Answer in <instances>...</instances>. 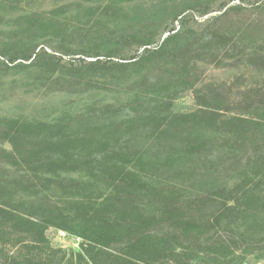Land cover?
<instances>
[{
    "label": "trees",
    "instance_id": "1",
    "mask_svg": "<svg viewBox=\"0 0 264 264\" xmlns=\"http://www.w3.org/2000/svg\"><path fill=\"white\" fill-rule=\"evenodd\" d=\"M209 1L73 0L18 12L21 0H0V19L8 13L12 23V50L2 55L13 69L31 70L35 87L68 85L80 73L68 76L54 54L36 52L43 38L73 35L61 20L67 12L87 20L134 3L119 39L147 46L157 30L144 31L197 5L206 14ZM173 31L158 49L112 65L117 82L135 86L120 102L67 104L42 118L0 116L1 232L46 244L50 227L64 230L82 239L89 264H245L258 249L264 264V100L232 101L196 73L198 60L220 61L225 33L193 32L198 50H189L191 37L179 41ZM90 38L101 51L88 53L97 59L84 68L106 69L100 57L115 55L118 38ZM186 92L195 105L182 110ZM161 225L171 230L157 232Z\"/></svg>",
    "mask_w": 264,
    "mask_h": 264
},
{
    "label": "rangeland",
    "instance_id": "2",
    "mask_svg": "<svg viewBox=\"0 0 264 264\" xmlns=\"http://www.w3.org/2000/svg\"><path fill=\"white\" fill-rule=\"evenodd\" d=\"M73 0H21L18 12L40 11L47 12ZM141 2V1H138ZM208 2V1H206ZM210 11L202 14L201 5L186 9L174 20H169L162 26H155L144 31L149 35L155 30L154 42L151 45L140 46L133 41L119 39L126 35L129 27L128 13L134 3L125 6L115 16L99 12L97 15L84 20L77 18L75 13L67 12L61 20L67 22L69 32L73 33L66 40L43 38L36 52L45 50L54 54L60 61L63 72L80 73L79 79L72 80L68 85H32L27 76L32 71L26 68L13 69L9 57L2 55L6 49L11 33L10 14L6 13L0 19V60L8 64H0V116L15 117H46L67 104L74 108L96 102H120L127 98L130 91L135 89L133 82H117L116 77L121 72L112 65L116 62L130 63L138 60L146 48L156 50L164 38L169 35V29L182 33L179 41L191 37L189 50H198L195 35L198 33L208 38L216 32L225 33L229 44L224 46L221 59L215 61L198 60L195 70L204 82L222 87L232 101L245 100L248 94L257 101L264 97V0H210ZM141 4V3H139ZM101 38H118L119 45L113 51L114 56H102L100 59L107 63L106 69L88 71L84 68L86 62L97 58L88 53L94 50L90 36ZM86 36H88L86 38ZM15 50V49H13ZM219 56V54H218ZM218 58V57H217ZM223 58V59H222ZM29 63L19 59L18 62ZM127 72L133 67H127ZM195 73V74H196ZM200 79V80H201ZM249 99V98H248ZM195 105L192 92H186L178 101V108L190 109ZM234 112L244 113V109L235 107ZM171 230L168 225L156 228L157 232ZM48 242L38 244L32 242L29 236L21 235L11 230L0 231V264H89L90 258L82 248V239L75 236L60 237L58 229L50 227L46 231ZM222 236L227 239L226 233ZM222 237V238H223ZM264 250V242L258 248ZM259 249L248 256L245 264H262L257 256ZM82 254L83 257H79Z\"/></svg>",
    "mask_w": 264,
    "mask_h": 264
},
{
    "label": "built area",
    "instance_id": "3",
    "mask_svg": "<svg viewBox=\"0 0 264 264\" xmlns=\"http://www.w3.org/2000/svg\"><path fill=\"white\" fill-rule=\"evenodd\" d=\"M58 235L60 236V237H69V236H73V235H69L66 231H64V230H60V229H58ZM75 237H77V236H75ZM78 239H81L80 237H77Z\"/></svg>",
    "mask_w": 264,
    "mask_h": 264
}]
</instances>
